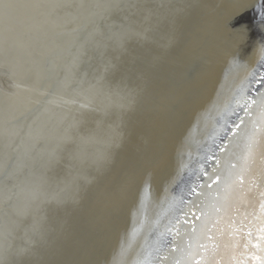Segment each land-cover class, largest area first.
Masks as SVG:
<instances>
[{
    "label": "water",
    "instance_id": "water-1",
    "mask_svg": "<svg viewBox=\"0 0 264 264\" xmlns=\"http://www.w3.org/2000/svg\"><path fill=\"white\" fill-rule=\"evenodd\" d=\"M191 4L3 0L0 264H80L98 245L105 231L99 227L88 234L79 227L99 182L94 181L96 169L106 168V162H114L111 154L124 149L133 115L144 110L155 67L169 51L168 29L183 18L182 10L190 13ZM261 7L259 1L252 10L260 13ZM239 17L230 19L227 27L243 25L244 16ZM252 33L262 36L258 28ZM173 48L171 53L179 49ZM197 68L189 71L187 81L195 78ZM260 87L255 84L253 89ZM126 123L130 127L125 128ZM144 153L139 152L138 163ZM112 189L116 195L119 188ZM132 200L139 204L137 197ZM128 210L120 219L115 214L107 218L112 225L98 246L104 243V252L95 251L92 264L104 262L119 228L131 219ZM182 212L179 207L177 216ZM171 234L161 246L169 244ZM76 239L80 243L74 249L77 243L70 242Z\"/></svg>",
    "mask_w": 264,
    "mask_h": 264
},
{
    "label": "bare ground",
    "instance_id": "bare-ground-1",
    "mask_svg": "<svg viewBox=\"0 0 264 264\" xmlns=\"http://www.w3.org/2000/svg\"><path fill=\"white\" fill-rule=\"evenodd\" d=\"M259 1L264 7V0H192L190 13L187 15L182 10L183 18L168 29L167 35L171 38L168 50L179 49L173 53L164 51L160 57L156 75H152L146 89L144 110L142 114L133 115V124L127 129V133L130 131L128 141L121 154L119 151L111 154L114 162H106V168L96 169L94 181L99 182L82 213L85 222L79 227L88 234L99 227L100 232H105L95 249L85 253L80 264H92L96 259L95 251L104 250V243L101 248L98 246L104 242L112 225L107 218L115 214L120 219L129 208L127 214L131 212V219L119 228V235L109 246L102 264H260L264 259L259 239V229L264 226L260 210L264 193V141L261 140L264 134L259 125H249L257 134L253 142L249 143L247 138L238 140L230 153L234 157L231 162L239 161L238 171L244 173L236 177V183L247 177L242 191L226 194L234 201L230 213L213 211L212 200L217 196L213 191L212 200L197 201L205 215L199 221L192 220L193 215H201L191 203L192 196L185 191V185L191 183L192 178L188 171L184 172L182 180L178 178L182 163L187 162L188 151L191 150L194 158L197 156L198 145L208 138L216 116L235 86L253 71L264 74L259 67L264 25L260 13L252 10ZM2 4L0 0V7ZM233 14L236 15L231 19L244 16L243 25L238 26L245 30L243 38L222 26L225 18ZM252 28H258L262 36H253ZM195 65L198 66L195 78L187 81L186 75ZM258 91H264V86L254 94ZM128 123L125 128L130 127ZM141 151L145 152V158L138 163ZM210 163L216 164L215 161ZM208 171L211 174L212 168ZM113 187L119 188L116 195ZM134 196L139 201L137 206L132 200ZM179 207L183 212L177 216ZM185 216L189 217L187 224ZM229 216L232 219L247 216L251 223L246 232L252 231L253 238L246 248L238 246L236 238L230 234ZM169 227L170 243L161 246V241L169 236ZM70 243H77L74 249L79 248V239ZM159 251L160 258L155 260Z\"/></svg>",
    "mask_w": 264,
    "mask_h": 264
},
{
    "label": "snow or ice",
    "instance_id": "snow-or-ice-1",
    "mask_svg": "<svg viewBox=\"0 0 264 264\" xmlns=\"http://www.w3.org/2000/svg\"><path fill=\"white\" fill-rule=\"evenodd\" d=\"M236 14L225 18L222 26L229 32L243 38L245 36L243 27L236 30L227 27L228 21ZM260 16L261 24L264 25V7L260 9ZM260 52L259 63L264 66V45L260 46ZM254 84L264 86V74L253 71L240 80L216 116L215 124L208 133V138L198 145L197 156L194 158L191 150H189L187 162L182 163L178 178L182 180L184 172H189L192 180L191 183L185 185V191L192 196L193 207L201 213L200 216L193 215L192 220L199 221L205 215L202 208L197 205V201L202 198L212 200L213 191L217 193L216 198L212 200L213 211L218 214L221 212L230 213L234 201L231 196L226 194L231 192L234 195L237 191H242L246 185V176L239 184L236 183V177L243 176L244 173L238 171L240 169L239 161L231 162L234 157H231L230 153L238 140L247 138L249 143L255 140L256 130L254 127L249 128V125H259L260 132L264 134V91H258L256 95H253ZM241 112L244 113L243 116L239 115ZM261 140L264 141V135H261ZM211 161H215L216 164L210 163ZM209 168H212L211 174L208 171ZM213 176L215 180H213ZM203 177H207V180ZM181 203H183V198H181ZM260 210L261 221L264 222V193L261 194L260 198ZM237 216H239V209H237ZM188 222L189 217L185 216L184 223L187 224ZM251 226L247 216L242 219H232L230 216L228 218L230 234L236 238L238 246L246 248L252 242L253 232H246ZM259 232V239L262 242L261 251H264V226L260 227ZM170 233L171 228L169 227L168 234ZM260 264H264V259L261 260Z\"/></svg>",
    "mask_w": 264,
    "mask_h": 264
}]
</instances>
